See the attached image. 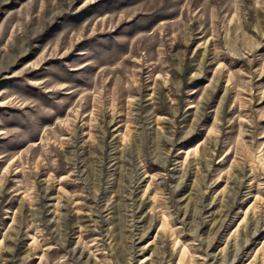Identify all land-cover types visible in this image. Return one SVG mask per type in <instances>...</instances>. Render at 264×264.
<instances>
[{"label":"rangeland","instance_id":"rangeland-1","mask_svg":"<svg viewBox=\"0 0 264 264\" xmlns=\"http://www.w3.org/2000/svg\"><path fill=\"white\" fill-rule=\"evenodd\" d=\"M0 264H264V0H0Z\"/></svg>","mask_w":264,"mask_h":264}]
</instances>
